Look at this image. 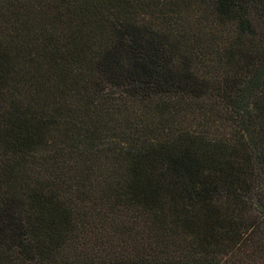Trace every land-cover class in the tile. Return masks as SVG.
Returning <instances> with one entry per match:
<instances>
[{
  "label": "trees",
  "instance_id": "16d2710c",
  "mask_svg": "<svg viewBox=\"0 0 264 264\" xmlns=\"http://www.w3.org/2000/svg\"><path fill=\"white\" fill-rule=\"evenodd\" d=\"M0 264H264V0H0Z\"/></svg>",
  "mask_w": 264,
  "mask_h": 264
}]
</instances>
